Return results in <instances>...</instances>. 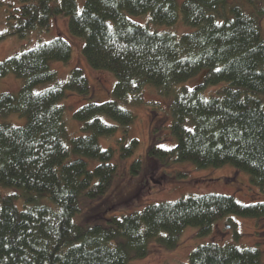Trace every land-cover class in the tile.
Masks as SVG:
<instances>
[{"label":"trees","instance_id":"1","mask_svg":"<svg viewBox=\"0 0 264 264\" xmlns=\"http://www.w3.org/2000/svg\"><path fill=\"white\" fill-rule=\"evenodd\" d=\"M5 35L25 37L64 17L72 35L83 38V55L95 70L111 72L113 98L99 103L82 69L60 81L52 61L69 62L72 46L63 36L0 62V79L23 80L17 94H0V117L19 114L26 124L0 123V264H128L146 257L153 243L174 249L183 231L207 236L236 215L264 218V200L242 203L233 195L203 193L149 204L139 211L78 221L83 203L104 198L119 175L117 156L131 158L139 140L131 136L145 87L173 96L168 122L175 142L161 143L154 127L147 159L164 166H233L248 173L264 194V0H20ZM129 15H149L181 34L152 30ZM204 73L199 85L187 82ZM46 88L37 89L40 85ZM209 87H217L211 95ZM69 91L86 97L74 112L81 133L70 134L61 104ZM130 101V102H129ZM116 146L101 139L115 137ZM143 159L129 166L141 173ZM130 172V173H131ZM131 173V174H132ZM45 197L47 202H41ZM21 205L18 206V201ZM21 206V207H20ZM23 206V207H22ZM261 243L198 245L184 264H264Z\"/></svg>","mask_w":264,"mask_h":264},{"label":"rangeland","instance_id":"2","mask_svg":"<svg viewBox=\"0 0 264 264\" xmlns=\"http://www.w3.org/2000/svg\"><path fill=\"white\" fill-rule=\"evenodd\" d=\"M79 8L82 9L85 0H77ZM184 0H178L181 6ZM20 0H0V62L22 52L33 48L41 43L48 42L56 36H63L72 46V57L69 62L52 61L51 67L57 71L60 81H66L74 68H80L87 76L91 91L97 102L102 103L113 98V87L116 83L114 75L106 70H95L87 63L82 47L84 40L74 36L68 28V21L64 17H52L51 24L47 29L31 31L27 36L5 35L9 25L15 22ZM129 17L152 30H171L181 34L192 27H185L180 23L171 28L157 25L151 22L149 15ZM261 25L264 35V17L261 18ZM204 71L199 76L187 82L189 88L200 84ZM23 84V80L13 74L0 79V94L10 92L17 94ZM49 84H43L37 89L46 88ZM217 87H209L205 94L211 95ZM143 101L132 106L130 103L123 105L129 108L136 115L135 123L130 127L131 136L136 137L140 144L131 158L116 159L119 166V175L107 195L95 202L83 203L78 221L99 220V217L110 216L111 214H126L139 211L145 206L164 201H175L189 195L203 193H220L233 195L242 203H253L264 200L261 193L250 182L248 173L238 171L231 165L220 168H198L189 162H172L161 167L156 161L148 160L147 150L156 124H160L159 135H169L168 141L162 142V147L171 146L175 139L171 135L169 124L163 125L170 119L171 104L173 96H163L152 87H145ZM264 99V95H262ZM130 102V101H129ZM86 103V97L76 91H69L61 104L64 106L65 122L70 134L78 136L81 133L80 125L74 119V112ZM13 125H25L26 118L19 114H10L0 117V123ZM155 125V126H154ZM158 127V126H156ZM117 134L115 137L102 138L103 145L111 144L116 146ZM143 159L141 173L133 175L129 172V166L135 159ZM0 193L5 195L15 193L21 196V192L0 186ZM22 200L18 201V206ZM41 202L48 200L43 197ZM21 207V206H20ZM23 207V206H22ZM93 215H100L94 217ZM207 242L230 243L235 242L239 246H248L261 243L264 250V218L255 219L229 215L218 221L211 233L207 236H198L195 227L186 228L180 237L178 246L174 249H167L158 243H153L149 254L144 258H136L128 264H184L192 250L198 245ZM264 260V254H263Z\"/></svg>","mask_w":264,"mask_h":264}]
</instances>
